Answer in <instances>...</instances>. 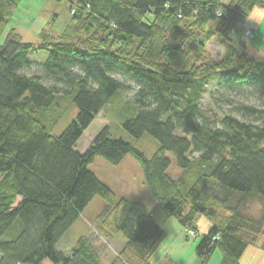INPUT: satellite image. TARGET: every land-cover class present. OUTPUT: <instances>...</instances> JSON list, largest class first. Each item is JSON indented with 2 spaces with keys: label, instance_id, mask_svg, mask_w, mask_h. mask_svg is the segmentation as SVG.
<instances>
[{
  "label": "trees",
  "instance_id": "trees-1",
  "mask_svg": "<svg viewBox=\"0 0 264 264\" xmlns=\"http://www.w3.org/2000/svg\"><path fill=\"white\" fill-rule=\"evenodd\" d=\"M21 1L0 0V37ZM71 4L76 21L57 39L43 31L40 44L25 42L11 29L0 43V264H104L86 236L70 253L57 248L97 196L107 202L101 231L124 239L110 264H152L171 218L200 238V264L217 249L222 264H241L261 238L264 250V107L240 104L237 114L217 117L201 103L208 85L264 94V62L230 35L254 9H264V0ZM213 39L225 47L220 58L207 51ZM37 52L47 54L44 76L24 73ZM117 75L139 87L123 127L134 138L158 140L152 158L113 136L109 125L85 152L76 150L109 100L128 88ZM66 97L78 114L53 135ZM169 154L181 170L177 177L169 173ZM128 155L143 169L153 208L117 199L90 169L98 156L119 164ZM253 203L261 206L258 216ZM200 217L210 223L205 233Z\"/></svg>",
  "mask_w": 264,
  "mask_h": 264
},
{
  "label": "rangeland",
  "instance_id": "rangeland-1",
  "mask_svg": "<svg viewBox=\"0 0 264 264\" xmlns=\"http://www.w3.org/2000/svg\"><path fill=\"white\" fill-rule=\"evenodd\" d=\"M229 1L223 0V3L227 4ZM71 5V0H22L14 7L9 22L4 26L0 43L4 42L11 29L20 34L25 42L40 44L43 31L57 39L69 27L73 26L76 21ZM248 31L249 29L244 31L240 28L239 31L230 35L234 38L237 46L240 42H243L247 46L249 54L258 61L264 62V21L255 37L247 36L252 35ZM256 43L258 47H254ZM242 45H239L240 49H244ZM207 51L211 56L220 58L225 53V47L218 39H213L208 44ZM46 59L47 54L45 52L32 53L30 60L33 64L25 69L24 73L44 76L43 66ZM117 78L121 79L128 88L120 89L109 100L105 108L78 141L76 150L85 152L99 132L109 125L113 136L133 143L147 158H152L159 147L158 140L150 134H145L139 139L134 138L123 127L124 120L132 115V111L128 110V102L135 99L139 87L124 76L117 75ZM48 83L53 82L48 80ZM201 103L206 111L220 117L229 113L237 114L235 108L240 104L264 107V94L261 89L255 87L228 89L208 85L203 92ZM62 106L65 109L62 117L50 129L53 135L62 134L78 114V108L71 98L66 97L62 102ZM169 156L173 161L169 173L173 177H177L181 170L177 168L173 155L169 154ZM90 169L114 191L117 199L125 198L130 201H141L147 204L149 208L154 207L155 201L145 182L143 169L140 163L131 155H128L119 164H112L104 157L98 156L94 163L90 165ZM106 206L107 202L102 197H95L82 212L79 219L58 242L57 248L64 253H70L77 245L79 238L86 236L101 256L103 263L110 264L124 245V239L121 236L108 238L101 231L100 224ZM260 209L261 206L259 204H251L250 210L256 212L253 213L256 216L260 214ZM164 229L167 237L151 257L150 261L152 264H200L196 254V247L200 242L198 236L191 235L190 229L187 230L182 227L175 218H171ZM262 241L263 238L260 239L257 245L251 246L241 262L256 264L257 261L253 259L254 255L257 253L264 255V250L261 248ZM42 264H53V262L50 259H45ZM209 264H222V256L219 249L215 251Z\"/></svg>",
  "mask_w": 264,
  "mask_h": 264
},
{
  "label": "crops",
  "instance_id": "crops-1",
  "mask_svg": "<svg viewBox=\"0 0 264 264\" xmlns=\"http://www.w3.org/2000/svg\"><path fill=\"white\" fill-rule=\"evenodd\" d=\"M252 13H256L257 15H260V16H262V18L260 20L256 21V22H251V21L246 20L245 23L242 24V29L244 31H246L248 29L252 31V35H247V36H249L251 38L255 37V34L257 33V31L260 30L261 24L264 21V9L256 8V9L253 10ZM245 34H246V32H245ZM245 47H246V50H247V46L246 45H245ZM254 47H258L257 43L255 44ZM198 223H199V230H200L201 233H205V232H207L209 230L210 223L205 218L200 217ZM249 248L246 250V252L249 250ZM246 252L244 253L241 261L243 260ZM253 259H254V261L255 260L257 261L256 264H263L264 263V255H261V253H257L256 255H254ZM241 264H248V263L241 262Z\"/></svg>",
  "mask_w": 264,
  "mask_h": 264
},
{
  "label": "clouds",
  "instance_id": "clouds-1",
  "mask_svg": "<svg viewBox=\"0 0 264 264\" xmlns=\"http://www.w3.org/2000/svg\"><path fill=\"white\" fill-rule=\"evenodd\" d=\"M223 12V11H222ZM221 12V13H222ZM220 13V14H221ZM262 18V16H260V15H257L256 13H249L248 14V16L246 17V19L248 20V21H251V22H256V21H258V20H260Z\"/></svg>",
  "mask_w": 264,
  "mask_h": 264
},
{
  "label": "built area",
  "instance_id": "built-area-1",
  "mask_svg": "<svg viewBox=\"0 0 264 264\" xmlns=\"http://www.w3.org/2000/svg\"><path fill=\"white\" fill-rule=\"evenodd\" d=\"M248 33L252 34V31L249 30ZM190 234L195 236V232L192 229L190 230Z\"/></svg>",
  "mask_w": 264,
  "mask_h": 264
}]
</instances>
